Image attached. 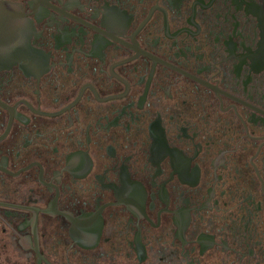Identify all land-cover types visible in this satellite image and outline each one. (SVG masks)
I'll return each mask as SVG.
<instances>
[{
    "label": "flooded vegetation",
    "instance_id": "obj_1",
    "mask_svg": "<svg viewBox=\"0 0 264 264\" xmlns=\"http://www.w3.org/2000/svg\"><path fill=\"white\" fill-rule=\"evenodd\" d=\"M8 1L21 3L24 13L33 11L28 0ZM62 1L60 4L58 0H48L49 3L66 12L111 33L106 26H101V11H104L101 6L104 5V0H79L80 5H84L85 11H80L78 7L67 10L62 7L67 0ZM194 1L182 0L178 8L180 12L178 16L175 15L177 8L173 9L167 0H105L108 6L116 5L120 10H126V16L129 13L132 14L133 18L125 31V36L134 33L148 16L151 7L156 4L166 11L169 34L185 27L193 32L197 31L194 25L187 22L192 15ZM203 1L206 5L210 0ZM244 1L252 2V0ZM254 1L259 5L260 0ZM40 5L49 9L50 12L48 16L43 17L42 21L37 22L35 13L25 17L33 20L35 32L41 30V37L37 39L34 33L31 34V46L40 48L45 54L51 50L48 56L50 69L42 72L39 80L33 75L25 76L19 68V62L11 65L9 69H0V101L8 106H14L17 101L25 100L34 109L38 110L39 106L42 112L54 113L71 104L77 98L82 86L87 83L93 86L100 98L123 94L126 84L116 76L110 78L109 67L113 63L135 55L136 51L77 20L60 14L49 6L42 3ZM88 5L93 8L87 7ZM245 6L246 4L243 3L242 9H235L232 0H226V2L214 0L208 8H202L199 3H196V14L193 20L200 26L199 33L192 35L188 31H182L171 38L165 35L163 12L160 9H154L143 28L136 33L135 39L141 49L264 111V68L260 70L261 73H256L257 70L253 72V68L251 69L249 65L252 61L246 56L247 64L241 65L238 77L233 72V64L236 61L233 57L228 58L229 51H226L228 45L224 44V40H229L230 34L232 41H236V48H239V50L235 49L234 56L238 57L241 56L239 53L248 52L239 45L243 40L246 49L250 45L251 51L256 53L255 50L259 47L258 40L261 39L259 35L261 29L257 25V16L252 13H248V17L243 16ZM97 8L101 11L99 10L98 17L92 18L90 11L94 13V9ZM225 12L228 19L226 21ZM52 13H54V19L61 23L60 30L68 26V31L71 32V28L74 27L75 32L82 35L84 44H76L79 36L74 34L69 35L70 43H63L59 48H55L57 44L54 39L55 34L59 36L62 32L57 31L56 22L52 26L45 24ZM58 16L68 19L69 22L62 21ZM247 19L249 21L245 23ZM237 21L239 25L236 26L235 34H232ZM81 26L86 34L78 32ZM238 30L243 37L237 34ZM95 33L113 42L101 49V53L106 54L104 64L98 56H85V53H89L92 49L90 42L94 40ZM113 35L133 44L130 37L115 33ZM80 46L83 52L73 51V48L79 50ZM66 52L72 53L70 65L66 64ZM60 61L62 64H59ZM52 62L55 63L54 66L51 65ZM68 67L71 68L69 72ZM151 67L152 59L142 53L136 58L114 66L112 70L129 83L125 95L99 101L91 88L86 86L73 106L56 115L34 113L25 103L18 104L16 111L27 117L29 121L25 124L16 117L12 118L8 134L0 140V161L1 156H6L5 169L13 173L32 162L39 163L43 169V180L47 183L51 181L58 188L57 210H68L73 213V217H77L81 215L80 209L82 213L95 212L97 197L102 199L98 202L99 206L118 201L114 189L111 187L102 189L100 187L102 184L98 183L95 175L103 176L106 169L120 168L126 157L131 155L132 157L124 163L127 165L129 179L143 185L146 191L145 214L153 220L154 225H157L158 212L166 207V203L159 198L160 186L158 185L168 180L170 173L174 171L170 155L167 154L160 162L163 172L153 178L156 185L151 184L155 168L158 166L151 164V160H148L151 156L150 147L153 141L150 137L149 125L157 118L158 112L161 126L165 128L168 147H177L179 151L182 149L184 156L193 158L194 144L201 145V150L191 159L188 171L190 173L195 163L197 164L200 169L198 183L194 186L181 183L178 173H173V178L164 183L169 197L168 210H177L182 205L186 207V203L182 202L183 197H189L190 204L195 203L188 205L193 209H189L191 220L184 231L186 241L194 242L182 245L176 237L178 226L173 222L175 213L161 211L159 225L152 226L145 216L138 219L125 203H121L109 204L103 208L100 213L103 219L102 231L97 245L93 248H84L74 242L69 235L72 222L64 215L55 213L52 217L38 210L36 220L39 253L50 264H187L184 253L188 249L189 258H192L194 262L192 264H264V193L261 191L262 181L253 165L255 164L264 182V144L253 158V164L250 162V158L257 153L264 138L248 137L245 126L234 107L230 106L227 110H221L219 97L222 99L223 108L231 104L235 105L251 136H264V114L220 92H217L218 97L212 88L158 61L155 63L143 106L137 107L138 98L144 93ZM101 68L104 71L101 72ZM248 74L249 76L252 74V81L243 85L242 80H246ZM37 89L38 93H34ZM131 103L133 106L130 105L129 111L133 114L130 112L128 115L125 112L121 114L123 106ZM118 113L120 117L117 125H110L108 130L101 127V130L97 131L96 123L100 117L107 115V122H109L114 120ZM8 119L9 111L0 105V136L6 129ZM127 124L128 131H126ZM88 125L89 142L86 141ZM182 126L188 127L187 135L193 137L195 132L196 136L193 139L184 136L177 138V134L183 135L180 130ZM108 145L114 147V157L107 154ZM224 149L227 151L223 155L224 161H227V163L224 162L226 168L223 167L224 165L217 166L215 174L222 179L215 181V167L211 161L217 158L219 150ZM78 150L86 151L92 160L91 169L80 178L73 177L69 170L63 169L66 167V156ZM61 171L62 175L58 183L52 177L60 174ZM39 173L40 166L35 164L26 170H21L17 176L0 169V201L46 209L48 203L55 198L56 189L50 186L53 189L50 192L47 185L38 181ZM214 182L215 195L210 200L212 210L201 208L193 213L196 207L200 208L201 204L209 198L207 189L212 187ZM96 184L98 186L95 187ZM151 192L155 195L154 199L151 198ZM181 192H183L182 196H180ZM221 192L224 194L221 195ZM249 195L251 205L245 200ZM215 200L218 204L214 203ZM151 201L154 202L153 209L149 208ZM259 201L260 209H256L255 204L259 206ZM5 210L12 214L7 216L4 214ZM0 216L21 236L30 235L32 247H35L30 224L21 230L18 229L25 218L31 219L33 216L31 210L0 205ZM1 217L0 264H37L36 252L32 248L24 250L19 243L20 236ZM129 218L132 219L133 229L127 226ZM137 219L141 243L147 255L142 261L137 258V252L134 249L136 247L134 235L138 231ZM246 222L248 224L244 226ZM200 233L214 235L213 240L216 242L202 255H200L201 243L196 241ZM221 239L231 249L227 250L223 248V245H219L222 244ZM128 241L132 242V247ZM252 248L254 252L250 255L249 249ZM236 251L245 253V256L240 259ZM40 260L41 264H47L42 258Z\"/></svg>",
    "mask_w": 264,
    "mask_h": 264
},
{
    "label": "water",
    "instance_id": "obj_2",
    "mask_svg": "<svg viewBox=\"0 0 264 264\" xmlns=\"http://www.w3.org/2000/svg\"><path fill=\"white\" fill-rule=\"evenodd\" d=\"M89 1H91V0H89ZM167 1L169 2L170 5L173 6V9L175 7L177 8V10H176L177 14H175V15L179 16L180 12H179L178 8H179V6H181L182 0H173V1L167 0ZM213 1L214 0H210L206 5L204 4L203 0H195L193 2V4H192V15L187 19V22H189L190 24L194 25L197 28V31H195V32H193L191 29L185 27V28H181V29L177 30L176 32H174L172 34H169V27H168V23H167L166 11L156 4V5L151 7V9L148 13V16L145 17V19L141 22V24L134 31V33L130 36H125V31L129 26L130 20H132V18H133L132 14L129 13V15L126 16V10H120L116 5L115 6H108V4H107L108 2H105V0H104V5L101 6L104 8V11H101L100 9L97 8V9H94V13L92 11H90V12L92 13L91 17L95 18V17H98L99 10H100L102 12L101 26H106V29L108 31H111V33L104 31L101 28H99V27L79 18V17L74 16V15L66 12L62 8H59L58 6H55L51 3H49L48 0H32V1L28 0L27 2L29 3L30 8L33 9V11H31L30 13H35V18H36L37 22L42 21L43 17L48 16L50 13L49 9L40 5V3H42L46 6L51 7L52 9L56 10L60 14L66 15V16L74 19V20H77V21L83 23L86 26L91 27L92 29H94L98 32H101V33L107 35L109 38H111L115 41H118L121 44H123L129 48H132L133 50L136 51V54L133 56H130L128 58H125L123 60H120L116 63H113L109 67V71L111 73V76H109V77L111 78L112 76H116L118 79H120L121 81H123L126 84V89H125L123 94L110 95V96H107L105 98H100L98 96V94L96 93L95 89L93 88V86L90 83H87L84 86H82L77 98L71 104L64 107L60 111L54 112V113L42 112L39 110V106H38V110L34 109L30 105V103L25 101V100L17 101L14 104V106H8L4 102L0 101V105L9 111L8 123H7V126H6L4 133L0 136V140H2L8 134L13 117H16L17 119H19L21 122H23L25 124L29 121V119L27 117H25L24 115H22L21 113L16 111V106L20 103H25L29 107V109L32 110L34 113L51 116V115L59 114L62 111L67 110L68 108L73 106L79 100V98H80V96H81V94L84 91L86 86H89L91 88L96 99L99 101H104V100L109 99V98L120 97V96L125 95L128 91L129 83L127 80L118 76L112 70V68L114 66L119 65L121 63H124L130 59L138 57L139 54H141V53L152 59V67H151V70H150V73H149V76H148V79H147V82L145 85L144 93L142 96H139V98H138L137 107L141 108L143 106L144 99H145V96H146V93L148 90V86H149V83H150V80H151V77L153 74L154 66H155V63L158 61V62L163 63V64L181 72L182 74L194 79L195 81L200 82V83L204 84L205 86L212 88L218 97H219V95L217 92H220V93H222V94H224V95H226V96H228V97H230V98H232V99H234V100H236V101H238V102H240V103H242V104H244V105L260 112V113H262V114H264L263 110L255 107V106H253V105H251V104H249V103H247V102H245V101L221 90L220 88H218V87H216V86H214V85H212V84H210V83H208V82H206V81H204V80H202V79H200V78H198V77H196V76H194V75H192V74H190V73H188V72H186V71H184V70H182L176 66H174L173 64H171V63H169V62H167V61H165V60H163V59H161V58H159V57H157V56H155V55H153V54H151V53H149L143 49H141L139 47L137 40L135 39L136 33H138V31L143 28V25L148 21V19L153 14L154 9H160L163 12L164 31H165V35L167 37H170V38L175 37L178 33L182 32V31H188V33L195 35V34L199 33V31H200L199 24H197L193 20L195 17V14H196L195 4L199 3L202 8H208L212 4ZM224 1L226 2V0H224ZM58 2L60 4H62L63 1L58 0ZM260 2H261V0H260ZM260 2H259V5H257L255 3V1L253 2V0L250 3H248L244 0H241L240 2H238V0H232V4H234L235 9H237V8L242 9V4L245 3L246 4L245 9H244L245 14L243 16L248 17V13H252L253 15L257 16V20H258L257 25L259 26V29H261V32L259 33V35H261V39L258 40L259 43H257V44H259V47L255 50L256 53L251 51L250 45L246 49L245 43L243 40L242 42L239 43V45L243 46V50H248V52L245 54L239 53V54H241V56L236 57V56H234L235 49L239 50V48H236V41L235 42L232 41V37L230 36V34H229V40L228 41L224 40V44L228 45V50L226 49V51H229V54L227 55L228 58L233 57L234 61H236V63L233 64V68H234L233 72H235L236 75H238V77L240 75V70L242 68L241 65L243 63L247 64L246 59H245L246 56H248V58H250V60L252 61V63L249 65L251 66V69L253 68V70H254L253 72H255L257 70L256 73H258V72H260V70H262L264 68V9H263L264 0L262 1L263 2L262 4ZM117 3H119V2H117ZM62 7L67 9V10H69V8L72 9L73 7H78V8H80V11H85L84 5L83 4L80 5L79 0H67ZM87 7L93 8L89 5ZM94 7H96V6L94 5ZM30 13H28V14H30ZM228 13H229V9H228ZM28 14L23 12V8H22L21 3L10 2L8 0H0V69H2V70L4 68L9 69V67H11V65H14V64H16V62H19V68L22 69L25 76L33 75L34 78L37 77L39 80V76L42 74V72H46L50 69V66H48V60H49L48 56H50L51 50L45 54L44 51L41 50L40 48L36 49L35 47L31 46V44H30L31 34L34 33V37H35V39H37L38 37H41V30L35 32V28L33 26L34 23H32L33 20L25 17V15H28ZM53 15H54V13H52V15L50 16V19H47V23H45V24L52 26L53 23L56 22L57 31L59 30L62 32V34H59V36H57L55 34L54 39L57 42V44L55 45V48H59V46H62L63 43H70L71 38L69 37V35H74V34L79 36V40L76 41V44H78V43L84 44V42H83L84 39L82 38V35L77 34L75 32L74 27L71 28V30H72L71 32L68 31V26H65L64 30H60L61 23L59 21H56L54 19ZM224 17H225V21L228 20V19H226V12H225ZM232 17L235 19L234 14H232ZM58 18H61L62 21L67 20V22H69L68 19L63 18L62 16H58ZM247 21H249V19L245 20V23ZM233 25H234V22H233ZM237 25H239V21H237L236 24L234 25L235 28L232 30V34H235L234 32L236 31ZM254 31H255V28H254ZM78 32H81L82 34H86V31L82 30V26L80 28H78ZM113 33L120 35V36H123V37H130L133 44H130L127 41L114 36ZM237 34H240V37H243L241 35V32H239V30L237 31ZM254 34L256 37V35H257L256 31ZM255 37H254V39H255ZM254 39H253L252 44L254 43ZM90 43H92V49H91V51H89V53L84 52L85 56H87V55L98 56L101 60H103V64H104V59H105L104 57L106 54L103 52L101 53V49H104L107 44H110L113 42H110L109 40H107L102 35L95 33L94 34V40ZM257 44H256V46H257ZM81 46H80L79 50L73 48V51L83 52L81 49ZM251 46H253V45H251ZM65 59H67L66 64L70 65L71 59H72V53L66 52V58ZM59 64H62V62L60 61ZM51 65L54 66L55 63L52 62ZM64 65H65V63H64ZM67 70L69 72V71H71V68L68 67ZM250 70H249V73H250ZM100 71L102 72L104 70H102V68H101ZM244 76H246V75H244ZM251 77H252V74H251V76H249V74H248L247 79L242 80L243 85H246L247 83L251 82L252 81ZM38 80H37V87H38ZM244 90L246 91V86H245ZM34 93H38V89L35 90ZM38 96H40V95H38ZM219 99L221 101V104H220L221 110H227L230 106L234 107L236 114L239 116V118L241 119V121L243 122V124L245 126L248 137L254 138V139L264 138V136L254 137V136L249 135L246 124H245L244 120L242 119V117L240 116V114L237 112L235 105L231 104L228 107L223 108L222 107V99L220 97H219ZM38 101H39V99H38ZM130 105L133 106V103H131L127 106H123L121 114L123 112H125L126 115H128V112L131 113V111H129ZM131 114H133V113H131ZM119 117H120V114L118 113V116H116L114 118V120L109 121V122H107V120H108L107 115L103 118L100 117L96 123L97 131L101 130V127L107 128V130H108L110 125H117V120ZM130 117H131L132 122H133L134 120L132 118V115H130ZM160 121H161V118H160L159 113L157 112V118H155V120L152 121L149 125V133H150V137L153 138V141H152V144L150 147L151 156H149L148 160H151V162H152L151 164H153V165L156 164L158 166V168H155L156 171H154L155 175L152 176L151 184L153 186L156 185L153 178L156 175L159 176L163 172L160 168V162L167 154H169L171 166L174 168V171H172L170 173V178L168 180H171L173 178V173H178V179L181 183H187L190 186L196 185L198 183L200 169L198 168L197 164L195 163L194 167L191 169V172L188 173V171H189L191 159H193L198 154V152L201 150L200 143H197V144L193 143L195 145V152H194L193 158L184 156L183 153L181 152L182 149H181V151H179L177 149V147H174V148L168 147V144H166L167 140L165 138V131H164L165 128H162ZM128 124L126 126V131H128V129H129ZM89 125L87 126V133H86L87 134L86 135V141L87 142L90 141V138L88 136ZM122 125L124 126V124H122ZM90 126H92V125H90ZM180 128H181L180 130L183 132V135L177 134V138H179L180 136H184V137L193 139V137L196 136L195 132H193V137H190L189 135H187L186 129L188 127L182 126ZM263 144H264V142L260 144V146L257 150V153L253 157L250 158V162L252 164H253V162H252L253 158L258 154V152H259V150ZM229 151H235V150H229ZM106 152L110 156L114 157L115 149L113 146L108 145L106 147ZM224 152H227V151L225 149L223 151L219 150V155L217 156V158H215L214 160L211 161V164H213L215 167L214 168L215 181L222 179L221 176L217 177V175L215 174V169H217V166L224 165V162L227 163V161H224V157H223ZM129 157H132V156L131 155L127 156L120 168H114L113 167L112 169H106L105 172L103 173V176H101L100 174L95 175V177L98 180V183L100 182L102 184V186H100L102 189H104V187H106V189L108 187H111L112 189H114V193H115V196L118 198V201L117 202L104 203L103 205L99 206L98 202H99V200H102V199L97 197L95 200L96 201V207H95L96 211L95 212L82 213V209H80L81 215L77 216V217H73V213L68 211V210L67 211L57 210L56 200L58 198V188L56 187V185L52 184L51 181H50V183H47L43 180V178H42L43 169L39 163L32 162L27 167L21 168L16 173H13V172L5 169V167L7 166V157L1 156L0 169L4 170L7 173H10L13 176H17L21 170H26L29 167L33 166L34 164L39 165L40 166V173L38 176V181H40L42 184L47 185L48 186L47 188L49 189L50 192L53 191V189L50 186H54L56 189V196L52 201H50L48 203L46 209H39L38 207H35V206H25V205H19V204L0 201V205L16 207V208H21V209H27V210L32 211L33 216L31 217V219L26 220V218H25V221L22 222L18 226V229L21 230V229L25 228L28 224H30L31 233L34 234L35 247H32V240H31L30 235L21 236L1 216L0 217L10 228H12L14 230L15 233H17V235L20 236L19 243L21 244V246L23 247L24 250L32 248L36 252L37 264H41V260H40L41 258L47 264H50L43 257V255H41L39 253V246H38L39 235L37 234V220H36L38 210H40V212H43V213H48L52 217H54L55 213H59V214L64 215L66 217V219H68L69 221L72 222V226L69 229V235L74 240V242H77V244H79L80 246H82L84 248H93L97 245V243L99 241V237H100V234L102 231V226H103V219H102L100 213L102 212L103 208L109 204L117 205V204H121V203H125L127 205V208L130 210V212H132L134 216H137L138 219L141 218L142 216H145V218L148 221H150V224L152 226H158L159 225V223H160L159 222V213L161 211H169V212L175 213V215L173 217V222L178 226V230L175 233L176 237L182 242V245L187 244V242H194V241H186L184 231L187 228V226L191 220L190 214H189V209H193V208H189L188 205H192L195 203L190 204L189 203V197H186V198L183 197L182 202L186 203V207H183V205H182V207L181 208L178 207L177 210H168L167 205H169V197H168V193L166 191V188L164 187V183H166L168 181V180H166L161 185L160 184L158 185V186H160V190H159V194H158L159 198L161 199L162 202L166 203V207L164 209H161L158 212V224L154 225L153 220L149 219L146 216L145 211H144L146 191H145L143 185L136 180H130L129 179V172L127 169V165L124 164L125 161L129 160ZM253 165L255 167L257 175L259 176L260 180L262 181L261 191L264 193V182H263L255 164H253ZM91 167H92V160H91L89 154H87L86 151L78 150L74 153L71 152L70 155L66 156V167L63 169L69 170L70 174L73 175V177H79L80 178V177H84L89 172ZM223 167H225V165ZM61 175H62V171L60 174L55 175L52 178L56 179L57 182L59 183ZM74 182H75V180H74ZM224 183L225 182H223V184ZM214 184H215V182L212 184V187H209L207 189V191H208L207 193L209 194V198L206 199V201L201 204L200 208L196 207L195 208L196 210L193 213H196L201 208H205V209L209 208L212 210L210 200L215 195L214 194V192H215L214 191ZM96 186H98V185L96 184L95 187ZM182 194H183V192H181L180 196H182ZM222 194H224V192H221V195ZM150 195H151L152 199L155 198V195L153 192H151ZM250 198H251V196L249 195V197L245 199V200H247L249 205H251ZM245 200H243V201H245ZM214 203L218 204L217 200H215ZM214 207H215V205H214ZM255 207H256V209H260V201H259V206H257L255 204ZM149 208L150 209L154 208V202L153 201L150 202ZM250 213H251V211H250ZM4 214L9 216V214H12V213L10 211L7 212L5 210ZM251 215H253V214H251ZM249 217H250V215H249ZM138 219H137V224H136L138 231H136L135 235H134V242L136 244V247L134 249L137 252V258L140 261H142L145 259V257L147 255L145 252L144 245L141 243L140 227L138 225ZM249 220L251 223L250 218H249ZM131 224H132V219L129 218L128 222H127V226H131ZM247 224H248V222H246V224H244V226H247ZM133 228L134 227L131 226V229H133ZM245 230H246V228L244 229V231ZM248 230H249V227H248ZM213 237H214V235H211V234L205 235L204 233H200V235L197 237L196 241L201 243L200 255H202L203 252L208 247H212L213 244L216 243V242H214ZM128 242L131 243V247H132V242L131 241H128ZM172 244H173V241H172ZM182 245H181V247H182ZM219 245H223V248H225L227 250L231 249V248L227 247V243L223 240H222V244H219ZM246 245H248V244H246ZM183 250H184V248H183ZM193 250L194 249H192V251ZM236 252H238L237 256H240V259L243 258V256H245V253L241 254L240 251H236ZM253 252H254L253 248L249 249L250 255H253ZM184 256L186 257L187 264L194 263L193 259L189 258L188 249H187V252L184 253ZM67 261H68V259H67Z\"/></svg>",
    "mask_w": 264,
    "mask_h": 264
}]
</instances>
